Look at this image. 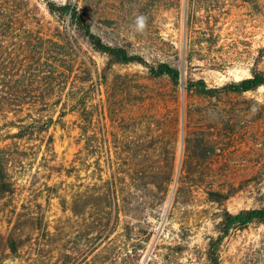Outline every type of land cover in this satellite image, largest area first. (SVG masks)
Segmentation results:
<instances>
[{"label": "rangeland", "instance_id": "rangeland-1", "mask_svg": "<svg viewBox=\"0 0 264 264\" xmlns=\"http://www.w3.org/2000/svg\"><path fill=\"white\" fill-rule=\"evenodd\" d=\"M31 2L50 18L42 0ZM87 5L97 34L151 65L178 67L180 83L154 79L138 64L117 66L126 77L118 85L114 123L106 119L103 88L91 93L87 108L92 140L81 139L85 122L78 114L51 129L57 153L52 170L44 167L42 153L26 162L16 175L20 190L0 202V231L6 235L17 205L18 212H28L41 204L47 232L21 227L18 255L3 248L0 264H208L207 247L218 236L223 211L263 203L264 88L205 96L187 91V84L203 79L222 87L250 78L254 70L264 72V0H87ZM81 46L104 67V57ZM85 146L83 164L74 163ZM111 163L119 176V210L112 213L103 208L111 178L104 168ZM74 165L81 170L69 173ZM169 175L172 182L161 200L164 190L152 181ZM104 226L108 237L92 241ZM221 262L264 264V225L232 233Z\"/></svg>", "mask_w": 264, "mask_h": 264}, {"label": "trees", "instance_id": "trees-1", "mask_svg": "<svg viewBox=\"0 0 264 264\" xmlns=\"http://www.w3.org/2000/svg\"><path fill=\"white\" fill-rule=\"evenodd\" d=\"M42 2L49 19L31 0H0V202L14 197L20 190L16 177L21 175L26 162L38 160L42 153L44 167L52 170L50 163L56 160L57 153L50 131L63 124L68 115L78 114L83 119L81 139L92 140V137L87 138L86 123H93V118L87 114L93 91L102 93L105 88L106 119L115 122L118 118V85L126 77L116 72L115 67L138 64L145 67L154 79L167 78L175 85L180 83L178 67L168 62L151 65L144 56L131 52L125 45L111 44L97 34L88 17L87 0ZM81 44L93 54L104 57V67L100 68L93 57L83 51ZM260 88H264V72L259 70H254L250 78L222 87H210L203 79L187 84V91L205 96L245 94ZM93 138L99 141L97 136ZM85 149L87 146L79 152L74 163L83 164ZM107 168L111 178L105 183L109 193L104 194L107 203L103 208L112 213L119 210L118 180L115 178L119 176H116L114 163L104 170ZM173 168L172 164L170 170ZM79 170L78 165H74L69 173ZM156 178L159 183L152 181V184L164 190L161 198L164 200L172 176L165 177L164 181L160 180L161 177ZM262 199L259 207L238 213L223 211L217 227L218 236L212 238L207 247L208 264H222V247L232 233L252 225H264V193ZM0 212H4V208L0 207ZM11 213L8 223L14 225L8 235L0 231V250L7 249L16 257L21 227L47 232V224L41 204L28 212H18L17 205ZM104 227L91 237L92 241L108 237L111 231L108 226Z\"/></svg>", "mask_w": 264, "mask_h": 264}, {"label": "clouds", "instance_id": "clouds-1", "mask_svg": "<svg viewBox=\"0 0 264 264\" xmlns=\"http://www.w3.org/2000/svg\"><path fill=\"white\" fill-rule=\"evenodd\" d=\"M137 23H138V26L142 28L143 25H144L143 18H140V19L137 21Z\"/></svg>", "mask_w": 264, "mask_h": 264}]
</instances>
